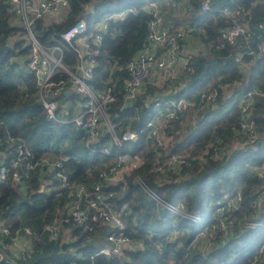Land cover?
<instances>
[{
    "label": "trees",
    "instance_id": "trees-1",
    "mask_svg": "<svg viewBox=\"0 0 264 264\" xmlns=\"http://www.w3.org/2000/svg\"><path fill=\"white\" fill-rule=\"evenodd\" d=\"M68 2L69 13L61 22H38L43 41H56L78 18L83 17L91 27L106 14L121 15L109 22L88 80L93 88L99 89L107 82L114 87L116 100L108 105L107 112L120 143L105 135L91 149L84 145L82 130L47 119L34 75L26 68L28 52L23 45V28L10 10L9 0H0V152L9 158L14 142L21 140L34 154L33 161L69 155L65 170L70 182H83L89 197L100 171L113 163L117 153L126 152L140 161L129 172H122L115 182H103V190L113 191L111 202L133 239L139 240L138 245L125 247L115 257L97 254L96 264H264V208L253 217L256 226L239 228L244 214L264 193V175L258 174L264 166V58L245 55L236 63V47H215L221 31L229 26V20L221 13L224 7L250 8L253 44L264 41V30L258 27L264 24V0H211L206 12L200 11L202 0ZM149 4L157 5L170 31L190 29L200 50L188 55L187 65L192 72L182 70L172 81L167 77H157L155 81L151 76L135 99L124 104L127 65L143 47L153 16L146 10ZM209 43L214 47L207 49ZM64 53V63L73 64L72 49ZM59 77L68 78L58 74L55 79ZM220 85L227 87L226 93L220 91L212 104L184 109L181 118L160 128L163 143L154 141L146 123L155 113L156 100H195L202 92ZM249 91L253 92V135L239 129V100ZM127 130L136 132L135 140L123 139ZM7 136L15 141H7ZM217 140L225 152L215 156L212 152ZM104 146L109 147L110 154L102 152ZM178 152L190 153L194 158L179 170L166 168L165 161ZM158 164L166 167L155 170ZM144 185L164 201L183 200L187 212L199 215V220L169 212ZM71 189L61 187L54 169L44 163L27 170L25 158L10 170L7 179L0 182V223L9 229L3 235L6 258L0 264H69L88 258L102 244L98 241L99 232L106 234L109 228L98 220L79 225L65 223L55 238L44 229L46 222L66 215L74 198ZM237 191L241 193L239 207L225 206V200ZM87 198H81L83 208ZM217 200L224 202L218 204ZM220 219L235 226L225 245L216 243L202 253L187 249L201 230H210ZM25 226L31 230L26 236L32 248L23 259L8 245L17 230L24 233Z\"/></svg>",
    "mask_w": 264,
    "mask_h": 264
},
{
    "label": "built area",
    "instance_id": "built-area-1",
    "mask_svg": "<svg viewBox=\"0 0 264 264\" xmlns=\"http://www.w3.org/2000/svg\"><path fill=\"white\" fill-rule=\"evenodd\" d=\"M210 2L211 0H202L200 11H208ZM9 7L23 28V45L28 52L26 68L34 75L37 95L47 119L53 123L72 124L82 130L85 133L84 145L91 149L105 135H109L115 143H120L115 131V124L111 122L107 112L108 105L116 100L114 87L107 82L99 89L93 88L88 80L92 77L95 55L101 47L102 37L108 30L109 22L116 20L121 15L118 13L106 14L91 27H88L83 17L78 18L59 35L56 41L50 42L42 40L38 22L41 19L54 23L61 22L69 13L68 0H9ZM146 10L153 12V16L148 23L143 47L127 65L128 77L123 84L124 104L131 103L145 80L155 74H163L172 81L178 77L182 70L187 72L193 70L191 66L187 65L188 56L182 55L184 43L191 38L190 29L180 28L170 31L169 25L163 21L157 5L149 4ZM251 12L252 10L246 7H224L221 10L222 15L229 20V26L221 31L219 42L215 47L224 48L226 45L236 47L237 53L234 56L236 63H240L245 55L264 58V41L253 44ZM258 27L264 30L263 23ZM213 47V43L207 45V49ZM68 48L72 49L75 58L73 64L64 63V51ZM58 74L66 75L67 80L61 77L55 79ZM69 84L70 86H67ZM220 91L226 93L227 87L225 85L213 87L202 92L195 100L172 99L164 103L156 100L155 113L152 119L146 123L151 137L158 144H162L159 130L164 123L181 118L186 108L214 103ZM252 95L253 92H246L239 100L241 115L239 129L248 135L256 134L255 122L251 117ZM7 139V141H15L11 136H7ZM123 139L135 140L136 132L125 131ZM220 142L217 140L213 145L212 154L215 156L222 152ZM14 143V151L9 158H6L4 152H0V182H4L10 170L26 158L27 170L32 169L37 163H44L54 169V175L58 178L61 187L72 188L74 198L68 205L66 215L44 224V229L49 231L51 237L55 238L65 223L79 225L87 223V221L98 220L109 227L103 243L88 258H80L69 262V264H96L94 257L97 254L115 257L120 255L125 247L136 246L127 224L111 202L113 191L111 189L103 190V182H115L122 176V172H127L139 164L140 161L137 158L131 157L126 152L117 153L113 163L100 171L99 179L93 185V195L89 197L83 182L74 184L70 182L69 175L65 170V162L70 157L69 155L64 154L57 159L43 158L40 161H33L34 154L24 141L18 140ZM101 150L105 154H110L108 146L102 147ZM192 158L194 157L190 153L178 152L165 161L167 167L158 164L154 169L161 170L166 167L170 170H179L189 165ZM258 174L264 175V166L258 170ZM144 189L169 212L189 217L193 221L199 220V215L187 212L183 200L164 201L145 185ZM85 197H88L87 206L83 208L81 198ZM240 201L241 193L237 191L225 200V206L238 208ZM222 202L224 200H217L216 203ZM262 208H264V193L259 196L258 202L252 203L251 211L244 214L239 228L256 226L257 221L253 217ZM234 227V223L231 221L220 219L219 222L212 225L210 230H201L198 236L188 243L187 249H196L202 253L203 250L212 247L215 242L220 246L225 245L234 232ZM8 233V227L0 223V261L6 258L3 235ZM30 233L31 230L28 226L24 227V233L17 230L16 235L12 237L13 242L10 246L8 245L12 252L20 258H26L27 252L32 248L30 240L26 236ZM198 239L202 241V244H199L200 247L197 245ZM14 244L21 246L16 250L13 248Z\"/></svg>",
    "mask_w": 264,
    "mask_h": 264
},
{
    "label": "rangeland",
    "instance_id": "rangeland-1",
    "mask_svg": "<svg viewBox=\"0 0 264 264\" xmlns=\"http://www.w3.org/2000/svg\"><path fill=\"white\" fill-rule=\"evenodd\" d=\"M180 16H181V15H180ZM189 40H190V41H189ZM189 40H188V41H189L190 43H192V45H191V50H192V52L195 51L196 49H197L196 51H199L200 48H199V47H198L199 49L196 48V47H197V44H195V38L193 37V35L191 36V38H190ZM192 41H193V42H192ZM198 46H200V45H198ZM153 77L155 78V81H156V80H157V79H156L157 77H158L159 79H161V78H164L165 76H164L163 74H158V75L155 74V75H153L151 78L154 79ZM152 79H151V80H152ZM159 79H158V80H159ZM223 151L225 152L224 149H223ZM223 151H222V153H223ZM181 153H182V152H181ZM129 171H130V170H128L127 172H129ZM124 174H125V173H124ZM102 238H105V234H104L103 232H99V235H98V241L100 242V241L102 240ZM136 240L139 241L137 238H136ZM136 240H134V242H135V244H136V246H137V245H138V242H136ZM103 241H104V239H103ZM103 241H102V243H103ZM197 242H198V243H197L198 246H199V244H202L201 239H198ZM214 244H216V242H215ZM19 246H21V245H20V244H18V245H17V244H14V245H13V248L17 250ZM22 246H24V245H22ZM199 247H200V246H199ZM210 248H211V247H210ZM203 251H205V250H203Z\"/></svg>",
    "mask_w": 264,
    "mask_h": 264
},
{
    "label": "crops",
    "instance_id": "crops-1",
    "mask_svg": "<svg viewBox=\"0 0 264 264\" xmlns=\"http://www.w3.org/2000/svg\"><path fill=\"white\" fill-rule=\"evenodd\" d=\"M170 24V23H169ZM190 41V40H189ZM189 41H186L185 43H184V45H183V51H182V55L183 56H188L190 53H192V50H191V45H192V43H190ZM193 42V41H192ZM195 44H197V47L196 48H200V46H198V45H200L199 43H198V41L195 39ZM198 48V49H199ZM197 50V49H196ZM195 50V51H196ZM195 51H193V52H195ZM108 227V226H107ZM109 228V227H108ZM102 239H104V238H102ZM102 241L103 240H101V243H102Z\"/></svg>",
    "mask_w": 264,
    "mask_h": 264
}]
</instances>
